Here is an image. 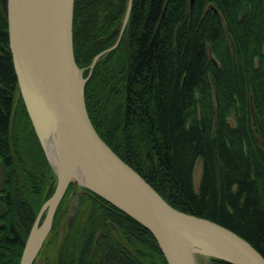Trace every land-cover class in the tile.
I'll list each match as a JSON object with an SVG mask.
<instances>
[{
  "label": "trees",
  "instance_id": "trees-1",
  "mask_svg": "<svg viewBox=\"0 0 264 264\" xmlns=\"http://www.w3.org/2000/svg\"><path fill=\"white\" fill-rule=\"evenodd\" d=\"M127 1L74 0L73 55L85 74L117 39ZM123 28L84 86L97 134L173 208L226 227L264 257V0H131ZM0 166V264H19L55 174L17 86L6 0ZM75 196L69 183L32 264H167L148 229L87 188L68 226Z\"/></svg>",
  "mask_w": 264,
  "mask_h": 264
},
{
  "label": "water",
  "instance_id": "water-1",
  "mask_svg": "<svg viewBox=\"0 0 264 264\" xmlns=\"http://www.w3.org/2000/svg\"><path fill=\"white\" fill-rule=\"evenodd\" d=\"M73 4L74 0H6L8 46L17 86L50 164L41 134L48 132L60 141L57 166L52 167L55 187L34 219L19 264H32L36 258L71 182L87 187L141 223L167 264H197L191 242L208 249V256L231 264H264L260 252L233 231L169 205L97 134L84 102L86 78L73 55ZM130 8L128 0L121 31ZM118 40L96 55L90 68ZM76 172L84 175L86 183L74 179Z\"/></svg>",
  "mask_w": 264,
  "mask_h": 264
},
{
  "label": "rangeland",
  "instance_id": "rangeland-1",
  "mask_svg": "<svg viewBox=\"0 0 264 264\" xmlns=\"http://www.w3.org/2000/svg\"><path fill=\"white\" fill-rule=\"evenodd\" d=\"M127 3H128V1H127ZM126 7H127V4H126ZM126 10V9H125ZM124 14H125V12H124ZM129 16V15H128ZM123 19H124V16H123ZM123 19H122V21H121V25H120V28H119V34H118V37H117V39H119L120 40V36H121V33H122V31H123V29H122V31L120 30L121 28H122V24H123ZM128 20V19H127ZM127 22V21H126ZM126 22H125V24H124V26L123 27H125V25H126ZM121 31V32H120ZM116 39V40H117ZM116 40H115V42H116ZM119 40H118V42H119ZM114 42V43H115ZM113 43V44H114ZM112 44V45H113ZM118 44V43H117ZM116 44V45H117ZM114 48V47H113ZM112 48V49H113ZM104 51V50H103ZM102 52V51H101ZM100 52V53H101ZM106 53V52H105ZM105 53H102L101 55H103V54H105ZM99 54V53H98ZM98 54H96V55H98ZM95 55V56H96ZM101 55H99V57L101 56ZM94 56V57H95ZM98 57V58H99ZM97 58V59H98ZM93 60V59H92ZM97 61V60H96ZM92 62V61H91ZM91 62H90V64H89V66H88V72H87V74H85L84 73V70L86 69V67H80V66H78L80 69H81V73H82V77L85 79L86 78V80H85V82H84V86H85V83H86V81H87V79H88V76H89V74H90V71L92 70V68H90V65H91ZM94 66V65H93ZM83 91H84V87H83ZM37 136V135H36ZM40 143V142H39ZM41 145V144H40ZM42 147V146H41ZM44 151V150H43ZM44 154H45V152H44ZM46 156V155H45ZM47 158V157H46ZM48 160V159H47ZM49 162V161H48ZM50 166H51V164H50ZM51 168H52V166H51ZM53 169V168H52ZM54 171V170H53ZM200 172H201V162H200V160H198L197 162H196V164H195V167H194V171H193V183H194V187L196 188L197 187V184H198V181H199V177H200ZM54 174H55V171H54ZM1 176H2V169H1V166H0V178H1ZM72 183V185H73V188L75 189V191H76V196H75V198L73 199V200H71V202H70V208H71V210H73V211H70V213H69V216H68V221H67V225L69 226L70 225V222L72 221V218H73V213H74V211H75V206H76V202H77V199L80 197V195H81V193L87 188V187H85V186H83V185H80V184H78V183H73V182H71ZM85 188V189H84ZM88 189V188H87ZM90 190V189H89ZM49 235V234H48ZM48 237V236H47ZM45 242V241H44ZM40 252V251H39ZM210 256H208V255H206V254H196L195 255V259H196V263L197 264H210Z\"/></svg>",
  "mask_w": 264,
  "mask_h": 264
},
{
  "label": "bare ground",
  "instance_id": "bare-ground-1",
  "mask_svg": "<svg viewBox=\"0 0 264 264\" xmlns=\"http://www.w3.org/2000/svg\"><path fill=\"white\" fill-rule=\"evenodd\" d=\"M42 143L45 147L46 154L51 162V166L56 169L57 162H58V154H59V148H60V141L55 138L54 136L50 135L48 132H42L41 134ZM74 179L84 184L86 181L84 180V175L80 172H76L74 175ZM191 248L193 253L196 254H206L209 255L210 252L208 249L204 248L202 245L191 242Z\"/></svg>",
  "mask_w": 264,
  "mask_h": 264
}]
</instances>
